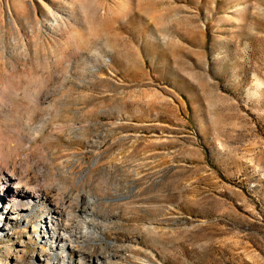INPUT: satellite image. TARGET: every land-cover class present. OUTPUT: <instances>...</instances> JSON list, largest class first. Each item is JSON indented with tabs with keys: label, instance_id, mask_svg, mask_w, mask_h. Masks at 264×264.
<instances>
[{
	"label": "rangeland",
	"instance_id": "374dc122",
	"mask_svg": "<svg viewBox=\"0 0 264 264\" xmlns=\"http://www.w3.org/2000/svg\"><path fill=\"white\" fill-rule=\"evenodd\" d=\"M0 264H264V0H0Z\"/></svg>",
	"mask_w": 264,
	"mask_h": 264
},
{
	"label": "bare ground",
	"instance_id": "6f19581e",
	"mask_svg": "<svg viewBox=\"0 0 264 264\" xmlns=\"http://www.w3.org/2000/svg\"><path fill=\"white\" fill-rule=\"evenodd\" d=\"M11 186L12 187H14V188H16V190L18 191V193L19 194H22V195H24L25 197H28L29 195H31V196H33L32 194H34V192H35V190L33 189V191L30 189V190H25V189H22V188H20L18 185H15V186H13L12 185V182H11ZM25 190V191H24ZM15 195V196H14ZM37 195V194H36ZM42 197V195H37L36 196V198L37 199H40ZM11 198H15L16 199V194L15 193H13V194H11ZM89 206H90V204L89 205H87L86 207H85V209L86 210H90L89 209ZM6 209V208H5ZM84 209V210H85ZM56 212V211H55ZM5 213H7V214H9V211H5ZM57 214H60V213H57ZM55 216H57L56 218H54V224H55V226H60V222H61V220H59L60 219V217H62V216H60V215H55ZM5 218V217H4ZM61 228V227H60ZM65 235V234H64ZM64 235L63 234H56L55 232L54 233H52V235H51V239H52V243H55L56 245L55 246H60V248H62V246L64 245V244H61L62 242H64V240H65V237H64ZM53 240H55V241H53ZM53 247V246H52ZM55 260H56V262L57 263H59L60 262V257H55Z\"/></svg>",
	"mask_w": 264,
	"mask_h": 264
},
{
	"label": "water",
	"instance_id": "95a60500",
	"mask_svg": "<svg viewBox=\"0 0 264 264\" xmlns=\"http://www.w3.org/2000/svg\"><path fill=\"white\" fill-rule=\"evenodd\" d=\"M3 199V198H2ZM3 203H4V199H3Z\"/></svg>",
	"mask_w": 264,
	"mask_h": 264
}]
</instances>
